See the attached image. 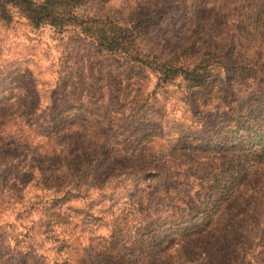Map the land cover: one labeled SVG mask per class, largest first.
<instances>
[{
    "label": "trees",
    "instance_id": "trees-1",
    "mask_svg": "<svg viewBox=\"0 0 264 264\" xmlns=\"http://www.w3.org/2000/svg\"><path fill=\"white\" fill-rule=\"evenodd\" d=\"M91 2L0 0L2 22L17 10L38 29H78L123 62L110 84L113 112L70 80L84 99L53 108L45 125L0 106L1 160L14 161L8 155L18 150L44 159L32 167L39 193L30 198L16 182L5 191L10 173L0 168V264H90L87 254L78 258L83 236L96 256L119 264L189 261L213 247L208 264H245L257 248L264 256V186L250 189L264 178V22L252 28L261 38L255 42L247 27L223 31L211 19L176 29L162 7L126 22L81 15ZM247 2L264 14V0ZM169 33L175 42L165 39ZM174 90L189 115L169 125L150 108ZM145 111L156 117L153 127L133 133ZM172 132L177 139H168L164 154ZM107 228L109 235H98ZM45 241L54 245L52 260L41 253Z\"/></svg>",
    "mask_w": 264,
    "mask_h": 264
},
{
    "label": "rangeland",
    "instance_id": "rangeland-1",
    "mask_svg": "<svg viewBox=\"0 0 264 264\" xmlns=\"http://www.w3.org/2000/svg\"><path fill=\"white\" fill-rule=\"evenodd\" d=\"M254 3H246V0H223L214 5H204L203 0H92L91 4L79 13L81 15L104 16L126 22L138 19L149 14L152 10L162 7L168 11L171 17L170 24L176 25V29L180 30L184 24H201L200 22L211 19L210 24L214 23L217 26L225 24L223 31L234 32L236 29L244 31L247 27L249 33L253 34L250 36V40L256 42L261 38L258 33L254 34L252 28L263 26L264 14L260 15L258 11L254 12ZM174 37H176L174 33H169L166 34L165 39L175 42L173 41ZM186 37L187 34L180 35L182 39ZM122 65L123 62L118 58L97 49L92 41L84 37L78 29L71 28L62 33L48 26L38 29L33 27L17 10H14V18L11 23L7 24L0 20V106L17 109L20 112L27 111L34 115L33 120L38 124L49 123L46 115L49 112L52 113L53 108L61 111L62 108L68 106H77V102L82 101L83 92L81 89L79 91L71 90L68 80L74 84H81V88H85L89 92L88 94L93 97L94 102L105 104L107 111L113 112L114 102L110 97L112 90L110 84L115 75L123 69ZM93 89L98 93H95ZM169 96L170 100L166 104L162 103L164 106L156 105L150 109L166 115L170 125L174 120L189 112L186 113V108L177 99L175 90ZM146 111L135 123L133 133L153 127L152 124L156 117L153 118V115ZM63 117L65 118V116ZM211 121L218 122L215 118H212ZM165 130H170V128L166 127ZM111 132V135H114L117 130L112 129ZM168 139L175 140L177 135L172 132L171 136L169 135L163 141L164 148L166 147L164 154L169 150L171 144ZM5 143L0 144L1 157L4 151L2 146ZM186 143V151L190 153L193 150L194 142L189 139ZM8 156L15 158L14 161L3 162L0 158V168H5L10 173V177L4 185L7 186L5 191H10L11 189L8 188H11V185L16 182L18 189H26L25 194L28 198L39 193L32 184L31 176L34 173L32 167L44 159L21 150L10 152ZM131 164L132 162L126 163L125 161V165ZM263 184L264 178H258L255 187L252 186L250 189H255L258 193L259 189L264 186ZM125 199L124 196H120L116 200V205L113 203L115 205L113 210L116 214ZM111 216L110 211L107 213V220H110ZM2 220L4 219H1V222H3ZM8 220L12 222L15 217ZM109 229L100 230L98 235H109ZM90 244V237L83 236L78 258L81 259L85 253L88 255L87 262L89 261L90 264H119V262H111L102 256H96L95 252L91 251ZM53 247L54 245L48 241L42 244L41 253L45 254L46 258H49L48 260H52L50 258H53L55 254V250H52ZM171 250L168 251V254L171 253ZM216 250L217 248L213 247L209 252L206 250L197 252L189 261H181L178 256L174 255L172 264H208L205 262L208 253L213 255ZM68 254L73 255L72 253ZM263 257L260 255V248H257L250 255L247 254L245 264H261Z\"/></svg>",
    "mask_w": 264,
    "mask_h": 264
}]
</instances>
